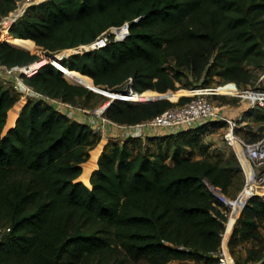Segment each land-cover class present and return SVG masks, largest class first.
<instances>
[{
    "label": "trees",
    "instance_id": "trees-1",
    "mask_svg": "<svg viewBox=\"0 0 264 264\" xmlns=\"http://www.w3.org/2000/svg\"><path fill=\"white\" fill-rule=\"evenodd\" d=\"M14 7V0H0V16ZM126 21V39L70 51L63 68L41 64L25 82L75 105L94 93L87 86L119 91L129 81L142 92L129 99L166 92L176 101L192 93L176 85L187 74L198 81L220 76L231 87L232 81L253 83L252 68H264V0H44L10 32L3 30L0 62L29 64L40 59L29 50L41 46L56 54ZM19 98L0 80V227H10L0 239V264H218L225 207L208 183L235 196L230 191L241 190L244 175L233 151L194 157L195 148L207 151V125L158 136L156 148L145 147L143 138H131V147L110 139L104 148L83 116L72 119L47 102ZM172 100L118 98L106 115L135 124L176 104ZM247 116L264 123V108ZM263 222L264 200L256 195L242 211L230 249L261 239ZM249 259L264 260L262 249Z\"/></svg>",
    "mask_w": 264,
    "mask_h": 264
},
{
    "label": "built area",
    "instance_id": "built-area-1",
    "mask_svg": "<svg viewBox=\"0 0 264 264\" xmlns=\"http://www.w3.org/2000/svg\"><path fill=\"white\" fill-rule=\"evenodd\" d=\"M14 2V9L9 11V13L0 16V34L4 28H7L10 32L13 23L23 16L31 5L40 3V1L37 0H14ZM21 8H23L21 14L14 17L15 12ZM135 21H138V18H136ZM129 35L130 21H126L121 25L109 27L91 43L81 44L76 48H68L65 50L69 52L97 50L105 47L112 39L124 40ZM0 40H2L1 35ZM43 59L44 58H41L40 56L39 60L29 64H16L12 66H7L0 62V80L19 95V100L25 99V103L29 100L43 101L54 105L57 110L66 111L72 119L83 116L85 120L90 123L93 130L102 135V140L106 133L107 126L111 128L113 133L119 129H123L126 135L130 138H145V135L149 130L154 131L165 128L173 133L179 130L195 129L202 125H207L209 132L212 129V125L215 123H223L220 127L222 139L227 148L235 153L241 165V170L244 175V184L237 195L231 196L220 186L208 183L213 195L225 207L223 210L225 213V229L222 233V244L215 255L218 259V264H238L229 245L231 235L241 217L242 211L251 198L258 195L264 200V133L258 139L253 140L242 135L238 129L243 124H246L245 117L247 116L249 109L258 106L264 108V88L257 89L250 87L245 90L255 92L258 95L253 98L250 93H244L246 98H249L251 105L247 107L245 112L238 116H232L220 107L218 102L213 99V94L217 93L216 91L201 86L196 88L195 91H192L190 95L188 94L190 98L187 101L180 103V96L174 101L176 104L168 107L158 115L135 124H120L111 120L106 115V110L113 101L120 98L132 102H145L151 101L150 99L152 98L146 100H141L140 97H135L134 99L127 98L130 93H142L129 88L131 81L128 82L126 89L122 91L112 92L111 87L107 85H99L104 88V90H99L108 98L100 106L91 111L81 105H75L62 98L53 97L37 91L25 82L24 76L33 75L42 68L37 63ZM233 83L238 87L236 82ZM108 141L109 140L107 139V142ZM8 231H10V227H0V239L4 233Z\"/></svg>",
    "mask_w": 264,
    "mask_h": 264
},
{
    "label": "rangeland",
    "instance_id": "rangeland-1",
    "mask_svg": "<svg viewBox=\"0 0 264 264\" xmlns=\"http://www.w3.org/2000/svg\"><path fill=\"white\" fill-rule=\"evenodd\" d=\"M42 1H44V0H42ZM42 1H40V2H42ZM26 50H29V49H26ZM29 51H31L32 53L39 54V55L43 54V53L44 54L47 53L46 50L43 49V47H41V46H39L38 49L35 51H32V50H29ZM64 51H66L67 53L69 52L67 50H64ZM60 53H62V52H59L56 54H60ZM43 61H44V59L42 61H39V62L41 63ZM56 61L58 62L57 64L59 65L60 60L56 59ZM46 63H48V61ZM167 67L171 71H174L175 70V60L169 59L167 62ZM252 71L255 74L253 83L248 84V85H241V84L237 83L238 87L236 85H232L231 87H228L229 85L226 83L231 82V81L226 80L220 76H213V77L208 76V77H205L202 80L198 81V80H195L192 76H190L188 74L186 76L182 77L181 81H178L176 83V85L178 86V88L184 87V88L192 90V91H195L196 88H199L201 86L209 88V89H213V91L217 92V93L213 94V99L218 102L220 107H222L226 113L236 115L234 112H236V111L240 112V111H242V109H245L251 105L249 98H246L244 93H247V94L252 93V95L254 94L255 96L257 94L255 92L245 91L246 89H249L250 87L251 88H257V89L264 88V77H263L264 76V68H262V67L261 68H252ZM232 82H234V81H232ZM85 86H87V85H85ZM97 86H99V85H97ZM87 87H89V89H91L94 93L92 95H89L88 97L80 98L79 104L92 111V110L96 109L98 106H100L108 97L103 92L100 91V90H104L102 88L96 89L92 86H87ZM124 89H126V86L122 87L119 91H122ZM111 91L114 92L117 90L111 89ZM226 94H230V95H226ZM183 95L188 96V94H181L180 96H183ZM22 101H23V99H22ZM172 101H174V100H172ZM256 108H263V107L258 106ZM236 116H238V115H236ZM250 118H249L250 122L243 124L241 127H239L238 130L242 135H245L247 138L255 140V139H258L259 137L262 136V134L264 132V129H263L264 123L255 121L253 118H251V119ZM213 132H217L219 134L221 132V130L218 131L217 129H211L208 132V134H211ZM213 136L219 137L216 134H214ZM105 140L106 139H104L103 141H105ZM101 142H102V140L98 144L99 146H100ZM106 144H107V142L104 143V148H105ZM96 147L94 149H96ZM104 148H103V150H104ZM94 149L90 150V157H91L92 151ZM195 149H198V148H195ZM195 149H194V157L196 158L197 153L195 152ZM89 160H90V158L88 159V161ZM87 162H85V163H87ZM170 162H172V161L170 160ZM79 180H82V179H79ZM82 181L85 182L84 180H82ZM87 185H89V184H87ZM89 186H91V185H89ZM230 192H231V194H234V193H236V190H234L232 188V190ZM261 231H262L261 239L256 240V241H242L239 245L235 246L233 249L231 248L232 253L234 254V256L236 257L237 261L240 264H264V260L255 261L253 259H251V260L249 259V255L251 253H253V251H258L260 249H262V253L264 255V222L261 225ZM194 260L195 261L192 264H217L216 262H214L212 260L209 263L200 262L197 259H194Z\"/></svg>",
    "mask_w": 264,
    "mask_h": 264
},
{
    "label": "crops",
    "instance_id": "crops-1",
    "mask_svg": "<svg viewBox=\"0 0 264 264\" xmlns=\"http://www.w3.org/2000/svg\"><path fill=\"white\" fill-rule=\"evenodd\" d=\"M247 108L242 109V111H236L234 112L236 115H240L241 113L245 112ZM232 116H236L233 114H230ZM250 116L245 117V123H249ZM251 119V118H250ZM218 131L221 130V128L217 129ZM169 130L165 128L157 129L154 131H147L144 140L145 147H151L156 148L158 143V136H163L166 134H170ZM221 133V132H220ZM218 134L217 132H213L211 134H205L202 138V142L207 145V151L205 153H202L199 151V149H195V152L197 153L196 158H211L215 154H222L224 157H227L230 153V150L227 148L225 142L222 139L221 134ZM216 134L219 137H214L213 135ZM113 136V137H112ZM105 137V138H104ZM103 137V140H105V143L107 142V139H113L114 141L120 142L121 144L127 142L128 145L131 147L133 146V142L129 136L126 135L125 131L123 129L117 130L115 133L111 131V128L109 126L106 127V133ZM85 164V163H84ZM98 166V162L96 166L93 168V170ZM92 170V171H93ZM91 176V175H90ZM239 190L236 192L238 194ZM195 260L194 259H188V260H173L170 261L168 264H192Z\"/></svg>",
    "mask_w": 264,
    "mask_h": 264
},
{
    "label": "water",
    "instance_id": "water-1",
    "mask_svg": "<svg viewBox=\"0 0 264 264\" xmlns=\"http://www.w3.org/2000/svg\"><path fill=\"white\" fill-rule=\"evenodd\" d=\"M22 49H23V48H22ZM66 55H67V52H66V51H62V53H60V56H59V57H57V54H48V53L40 54L41 58L48 57L50 62L58 63V62L56 61V59H59V60H60V64H61L62 66H63V63H62L61 60H62ZM61 65H60V67L63 68ZM80 73H81V72H80ZM81 74H83V73H81ZM83 75H85V74H83ZM76 84H80V83H76ZM82 85H83V84H82ZM158 93H159L160 95H158L156 98H152V99H150V100L163 99V98H168V99L171 100V98H170L168 95H166V92H158ZM9 128H10V127H9ZM9 128H7V130H8ZM91 174H92V172H91Z\"/></svg>",
    "mask_w": 264,
    "mask_h": 264
},
{
    "label": "bare ground",
    "instance_id": "bare-ground-1",
    "mask_svg": "<svg viewBox=\"0 0 264 264\" xmlns=\"http://www.w3.org/2000/svg\"><path fill=\"white\" fill-rule=\"evenodd\" d=\"M37 1H42V0H37ZM23 11V8H21L20 10H18L17 12H15V14H14V17H17V16H19L20 14H21V12ZM7 28H4L3 30H6ZM3 30H2V32H3ZM9 31V30H8ZM2 32H1V34H2ZM0 34V35H1ZM59 56H60V54H59ZM47 61H49V58L48 57H46V58H44V61L43 62H38L37 64L38 65H41V64H44V63H46ZM42 67V66H41ZM251 95H252V93H250ZM256 96H257V94H256ZM254 94L252 95V97L253 98H255L256 97Z\"/></svg>",
    "mask_w": 264,
    "mask_h": 264
}]
</instances>
